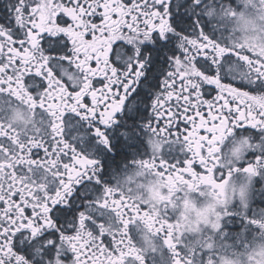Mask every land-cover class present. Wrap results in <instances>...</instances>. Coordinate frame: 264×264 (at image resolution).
<instances>
[{"label": "flooded vegetation", "instance_id": "obj_1", "mask_svg": "<svg viewBox=\"0 0 264 264\" xmlns=\"http://www.w3.org/2000/svg\"><path fill=\"white\" fill-rule=\"evenodd\" d=\"M0 264H264V0H0Z\"/></svg>", "mask_w": 264, "mask_h": 264}]
</instances>
